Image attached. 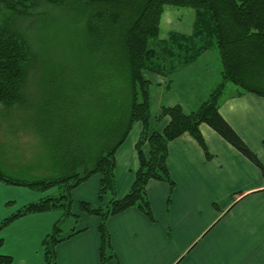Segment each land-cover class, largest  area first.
<instances>
[{
    "label": "crops",
    "instance_id": "0c3cea01",
    "mask_svg": "<svg viewBox=\"0 0 264 264\" xmlns=\"http://www.w3.org/2000/svg\"><path fill=\"white\" fill-rule=\"evenodd\" d=\"M208 52L214 61L213 79L201 99L205 101L222 82V67L215 49L204 52L194 63L167 78L151 74V85L155 90L175 89L177 94L178 88L186 86L188 77L204 80L210 65L203 67L201 60H207ZM261 80L250 82L264 86ZM238 94V88L227 83L218 112L264 167V98ZM175 95L156 105L149 122L150 133L162 132L169 123V117L160 116L161 107L179 105L188 113L202 104L194 101L192 105L190 100H182L178 94L174 98ZM141 131V124H135L115 153L117 199H122L134 182L138 169L135 145ZM199 131L209 157L192 137L184 134L167 147L166 165L173 188L170 190L162 182H148L152 221L136 208L108 218L109 246L102 262L99 219L74 212L73 225L65 232L61 230L55 264H264V175L208 126L200 125ZM147 150L145 144L143 152L146 154ZM99 180L98 175H93L72 190L73 205L83 202L103 206L105 202L98 201ZM46 196L37 190L0 182V224ZM62 216L61 211L54 210L14 219L0 231V256L9 257L10 264H45L43 241Z\"/></svg>",
    "mask_w": 264,
    "mask_h": 264
},
{
    "label": "trees",
    "instance_id": "16d2710c",
    "mask_svg": "<svg viewBox=\"0 0 264 264\" xmlns=\"http://www.w3.org/2000/svg\"><path fill=\"white\" fill-rule=\"evenodd\" d=\"M41 2L53 7L72 4L76 9L90 8L85 25L86 47L101 54L103 48L115 45L110 62L126 78L128 107L120 116L119 105L116 108L111 103L103 106L104 118L101 124L105 127L103 135L108 143H105L104 149L88 166H80L82 162L77 163L76 168L81 172L72 171L64 178L30 185L11 182L0 175V182L6 185L26 186L41 191L64 188L60 196L42 198L3 220L0 231L14 219L29 214L58 210L63 214L62 219L69 217L73 205L70 196L72 190L91 176L98 175V201L105 202L104 205L93 207L79 202L77 208L85 215L99 219V255L100 260L105 261V252L109 246L107 219L136 208L152 221L147 194L148 182H162L170 190L173 188L166 165L168 144L188 134L205 156L209 157L199 131L202 124L217 133L264 175V167L257 157L218 112L220 98L227 83L238 88V95L251 93L264 98V86L250 82L251 79L264 81V0H0V5L10 11L14 9L16 14H20L17 9L21 8L23 14L28 15L27 12L36 9ZM169 5L187 7L194 11L191 33H170L157 47L155 44L159 37L161 18L165 7ZM116 31L118 33L113 34ZM18 37L11 33H0V104L8 106L23 98L22 86L29 63L27 46ZM211 49L218 52L222 82L195 111L187 113L179 105L161 107V116L169 117V123L162 132L150 133L151 83L143 73L167 78L177 69L191 65ZM135 124L142 126L135 145L138 169L129 192L122 199H117L114 183L115 153ZM112 140H115L113 144ZM145 144L148 147L146 154L143 152ZM62 219L43 241L45 264H55V247L62 241L59 239ZM10 263L9 257L0 256V264Z\"/></svg>",
    "mask_w": 264,
    "mask_h": 264
},
{
    "label": "rangeland",
    "instance_id": "374dc122",
    "mask_svg": "<svg viewBox=\"0 0 264 264\" xmlns=\"http://www.w3.org/2000/svg\"><path fill=\"white\" fill-rule=\"evenodd\" d=\"M17 10L20 14L0 5V33L19 36L29 56L23 98L10 106L0 104V175L11 182L30 185L58 180L72 171L81 172L77 163L85 167L94 161L108 143L101 124L103 106L119 105L118 114L122 116L128 107L129 91L125 76L110 62L115 45L103 48L101 54L86 47L85 25L90 8L76 9L72 4L53 7L41 2L28 15L21 8ZM193 20V10L166 6L155 46L159 47L170 33L190 34ZM210 53L207 60H201L203 67L210 65L206 69L208 76L204 80L190 76L186 86L177 90L182 100H190L192 105L194 101H204L201 99L212 82L214 61ZM143 75L154 82L150 73ZM172 90H155L151 85V114L160 101L176 94ZM36 190L56 198L64 188ZM77 204L71 206V215L62 219V231L73 225L74 212H80Z\"/></svg>",
    "mask_w": 264,
    "mask_h": 264
}]
</instances>
